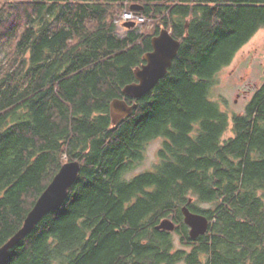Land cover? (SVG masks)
I'll use <instances>...</instances> for the list:
<instances>
[{
  "label": "trees",
  "instance_id": "trees-1",
  "mask_svg": "<svg viewBox=\"0 0 264 264\" xmlns=\"http://www.w3.org/2000/svg\"><path fill=\"white\" fill-rule=\"evenodd\" d=\"M131 4L151 25L120 35ZM163 27L179 53L128 97ZM261 29L264 0H0V247L62 165L81 164L4 264H264V80L240 113L214 94ZM116 98L137 106L113 124ZM157 139L158 162L131 175ZM185 206L205 234L191 237Z\"/></svg>",
  "mask_w": 264,
  "mask_h": 264
},
{
  "label": "water",
  "instance_id": "water-1",
  "mask_svg": "<svg viewBox=\"0 0 264 264\" xmlns=\"http://www.w3.org/2000/svg\"><path fill=\"white\" fill-rule=\"evenodd\" d=\"M130 9L139 12L142 7L135 4ZM125 27H134V22H126ZM153 49L144 56L145 62L135 69L136 81L127 84L123 93L131 98H141L151 91L156 84L165 77L178 55L181 41L175 38L169 29L163 27L159 34L152 38ZM137 104L130 105L125 99L116 98L111 102V116L113 124L120 122L124 117L132 114ZM81 170L78 160L66 162L46 187L28 213L22 227L0 247V264H4L10 251L16 247L23 237L34 230L38 222L48 213L58 209L67 199L69 190L76 182ZM191 201V200H190ZM184 220L190 227V235L197 238L207 232L209 220L200 213L192 212L188 207H183ZM159 229L174 231L175 223L164 220Z\"/></svg>",
  "mask_w": 264,
  "mask_h": 264
},
{
  "label": "rangeland",
  "instance_id": "rangeland-1",
  "mask_svg": "<svg viewBox=\"0 0 264 264\" xmlns=\"http://www.w3.org/2000/svg\"><path fill=\"white\" fill-rule=\"evenodd\" d=\"M119 20V34L124 35L127 27L122 22V15ZM117 20V21H118ZM149 25L148 21L137 24L138 27ZM264 80V29L258 31L255 36L237 53L231 65L225 67L219 74V84L214 89L216 97L222 95L223 105L230 112H240L245 109L249 95L244 96L243 92L253 86L261 84ZM240 93V95H238ZM226 100V102H225ZM230 134V133H229ZM161 147V140L152 141L147 146L146 156L143 162L133 171L139 173L153 168L159 160L158 150ZM175 245L182 248L180 236L175 235Z\"/></svg>",
  "mask_w": 264,
  "mask_h": 264
},
{
  "label": "built area",
  "instance_id": "built-area-1",
  "mask_svg": "<svg viewBox=\"0 0 264 264\" xmlns=\"http://www.w3.org/2000/svg\"><path fill=\"white\" fill-rule=\"evenodd\" d=\"M122 22L126 23V22H134L135 25L143 23L146 21L145 17L133 10H126L124 11V13L122 14ZM117 23H119V20L117 21Z\"/></svg>",
  "mask_w": 264,
  "mask_h": 264
},
{
  "label": "flooded vegetation",
  "instance_id": "flooded-vegetation-1",
  "mask_svg": "<svg viewBox=\"0 0 264 264\" xmlns=\"http://www.w3.org/2000/svg\"><path fill=\"white\" fill-rule=\"evenodd\" d=\"M262 84H263V81L261 82V84H259V85H256V84H255V86H253L252 88L247 89V90H245V91L243 92L244 96L249 95V99L247 100V103H246V105H245V108H246V106L248 105V103L252 100V98H253V96L255 95L256 91H257L258 89H260V87L262 86ZM238 95H240V93H239ZM244 110H245V109H244ZM244 110H243V111H244ZM240 112H242V111H240ZM240 112H239V113H240Z\"/></svg>",
  "mask_w": 264,
  "mask_h": 264
}]
</instances>
